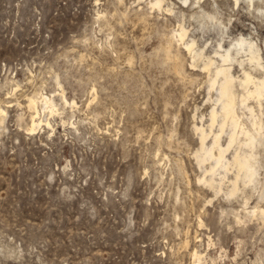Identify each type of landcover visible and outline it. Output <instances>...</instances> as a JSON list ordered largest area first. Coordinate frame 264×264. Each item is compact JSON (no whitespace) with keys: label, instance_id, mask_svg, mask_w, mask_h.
<instances>
[{"label":"rangeland","instance_id":"374dc122","mask_svg":"<svg viewBox=\"0 0 264 264\" xmlns=\"http://www.w3.org/2000/svg\"><path fill=\"white\" fill-rule=\"evenodd\" d=\"M148 2L0 0V264H264V143L234 194L195 154L203 62L242 35L264 63V0Z\"/></svg>","mask_w":264,"mask_h":264},{"label":"bare ground","instance_id":"6f19581e","mask_svg":"<svg viewBox=\"0 0 264 264\" xmlns=\"http://www.w3.org/2000/svg\"><path fill=\"white\" fill-rule=\"evenodd\" d=\"M149 1L150 6L157 9H161L164 3V0ZM150 6L148 7L150 8ZM182 26L178 31L172 32L170 41L175 40L176 37L178 41L184 38L186 30ZM195 42L184 41V47L192 53L193 59L202 56L204 52L194 47ZM214 54L215 59L211 58L213 56H207L202 65V68L206 69L208 73L209 90L215 91V97L208 112V124L205 127L196 126L199 132L200 147L195 154L199 163L209 162L208 168L204 169L207 177H203V179L214 188L227 178L229 170L234 169L233 178L230 180L232 188L229 190V194H234L239 179L243 185L251 184L257 180L258 147L264 143V121L260 117L264 106V73L263 76L256 77L252 74L251 69H262L264 72V63L257 45L242 35L228 47H224L219 42ZM235 64L241 68V75H236L233 71ZM250 99L257 103L260 114L255 111L253 105L249 104ZM41 101L50 113L54 112L55 105L50 98L42 96ZM27 104L30 108L34 107L36 100L29 98ZM1 114L2 110L0 109V118H2ZM41 121H36L32 117L29 129L34 130ZM46 124L48 125L47 121ZM214 125L217 126L215 130H213ZM223 134L227 139L225 145L221 142ZM208 137L209 142H206ZM230 149H232L230 155H227L226 153ZM216 176L218 177L217 181L215 180ZM263 212L261 210V213Z\"/></svg>","mask_w":264,"mask_h":264}]
</instances>
